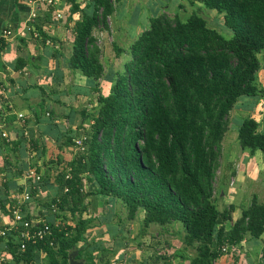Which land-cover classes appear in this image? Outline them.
I'll use <instances>...</instances> for the list:
<instances>
[{
	"label": "trees",
	"instance_id": "trees-1",
	"mask_svg": "<svg viewBox=\"0 0 264 264\" xmlns=\"http://www.w3.org/2000/svg\"><path fill=\"white\" fill-rule=\"evenodd\" d=\"M121 1L84 0L82 5L69 0L67 19L72 22L73 39L65 66L84 76L89 81L88 94H95L96 103L82 111L86 122L60 131L53 124L56 116L45 107L46 85H35L41 99L33 115L37 121L47 115L49 129L54 130L48 135L58 144L62 141L59 147H70V160L57 159L55 169L42 174L35 163L22 159L26 150H36V157L44 153L40 135L31 131L26 135L21 129L15 139H7L0 129L1 146L19 161L11 175L24 176L32 167L41 177L37 182L25 178V189L16 186L18 196L0 195L1 212L12 217V209L19 207L32 218L25 212V204L35 199L48 210L49 216L41 221L52 229V235L44 241L25 242L24 250L19 249L21 241L14 234L0 236V245L7 246L1 250L11 256L12 263L8 264H32L39 250L44 253V264H68L73 248L78 249L76 257H83L84 264H96L89 247L97 242L87 238L94 217L83 216L88 197L103 202L114 199L126 211L127 220L143 212L141 236L150 224L181 226L182 247L174 242V248L168 251L171 244L162 245L149 264H172L177 257L186 264H216L224 254L234 262L247 237L264 242V202L253 194L233 221V205L220 208L214 187L231 109L240 97H257L263 90L257 71L261 66L258 54L264 51V0H188L190 6L195 2L201 5L190 11L180 1L178 9L182 7L183 14L179 10L155 13L127 47L116 46V55L123 54L121 67L106 72L102 49L93 32L109 29L108 17ZM202 6L221 16V24L231 30L230 37L201 15ZM75 12H79L78 19L72 17ZM36 27L45 40L41 25ZM25 61L17 58L13 68H23ZM0 68L5 65L0 63ZM48 74L42 77V83L60 78L59 72L56 77ZM11 119L4 122L9 126ZM23 119L28 124L25 115ZM257 128L258 122L250 116L237 125L238 146L248 156L257 150L264 152V132ZM11 183L4 177L0 191L6 194ZM21 193H27L28 198L24 200ZM43 193L46 199L36 197ZM53 206L56 211H52ZM55 220L60 223L55 225ZM78 243L85 246L78 248ZM225 245L228 251L223 250Z\"/></svg>",
	"mask_w": 264,
	"mask_h": 264
},
{
	"label": "crops",
	"instance_id": "crops-1",
	"mask_svg": "<svg viewBox=\"0 0 264 264\" xmlns=\"http://www.w3.org/2000/svg\"><path fill=\"white\" fill-rule=\"evenodd\" d=\"M57 1V9L61 10L62 8L65 12H69V0ZM168 1H170L169 4L167 3ZM180 1L185 3V10L190 6L188 0H122L117 5H128L129 9H133L132 11H126V14H124L125 18L129 16L128 14L132 13L136 19H145L142 24L138 25L133 36L128 39H134L135 35L148 24L149 16L162 11L168 13L176 12ZM37 3L36 16L33 21H29L28 17L33 9L30 0H0V63L5 65L4 69L0 68V82L2 80L0 83V120H2L0 121V129L1 132H6L9 138L12 139L18 136L21 129L26 135H28L29 131L35 136L40 135L44 146V153L40 157H36V150H32L31 152L26 150L22 159L35 163L39 167V172L43 174L48 168L47 166L44 168L45 163L43 161L40 162V160H43L41 158H49L50 160H48L51 164L53 159L65 162L70 160L72 152L69 150L70 147H59L62 141L59 140L58 144L48 135V133H54V130L49 129L47 117H45L47 115H43L39 121L35 119L33 115L34 107L41 99V91L35 85L40 83L46 85L45 107H47V111L56 116L53 124L58 125L57 127L60 131L67 130L68 127L72 129L77 128L83 121L86 122L87 120H83L82 118V111L85 108L88 110L96 103V100L95 94H88L87 85H89V81L80 73L74 72L65 66V59L69 57L71 52L73 35L70 26L72 22L68 21L66 16L62 20H56L54 16L56 11L55 6L48 5L43 0H37ZM81 3L83 5L84 1ZM200 6L198 2H195V5L190 7L199 8ZM190 7L189 9L191 10ZM181 9L183 8L181 7ZM179 12L183 14L184 9ZM50 13L53 15L51 16ZM115 14L116 9L108 17V30L97 28L93 32L102 49L103 63L106 55V46L104 47V43H100L99 41L101 33H108L110 36L113 34L112 38L115 37L114 40L111 38L109 41L113 57L116 54L115 47L120 46L119 40L123 41L126 36L128 37L127 33L122 35L120 32L122 26L120 27L119 22H116ZM72 17L78 19L80 17L79 12L73 13ZM109 19H113V27ZM31 23L38 34L33 31L30 26ZM38 23L46 34L45 40H43L42 34L39 33L40 31L36 27ZM4 29H10L11 34L4 36L2 34ZM1 40H3V43ZM19 57L26 59L25 66L15 70L13 67ZM258 57L261 61V66L257 71V76L263 90L260 96L257 97H240L231 109L229 114L230 127L223 141V160L217 170L214 182L215 199L218 206L221 208L223 204H232L234 207L232 211L233 221L248 206L253 194L257 196L258 201L264 202V152L257 150L253 155L248 156L246 152L240 150L237 143V125L242 118L253 117L258 122L257 130L264 132V51L259 53ZM105 70L108 72L106 66ZM112 70H115V68ZM58 72L60 73V78L57 82H54L53 78L45 83L40 81L47 73H50L48 76L56 77L55 74ZM15 112L24 113L28 119V124H24V121L22 122L17 118ZM8 118H12L9 126L4 122ZM40 131L43 132L40 133ZM1 144H3V138L0 139V169H6L0 172V184L4 180V177L12 180L14 183H11L12 185L6 191V194L5 191H0V195L3 198L18 196L16 186L19 185L25 189L28 182L23 174L11 175L16 170V165L19 164V161H16L14 156L11 155L12 153L7 151ZM231 150H238L237 152L240 157L239 164L236 162V165H233L232 162H229L230 159L228 157ZM53 154H56V156L53 157ZM5 158L9 159L10 162L7 163ZM42 168L43 171L41 170ZM4 173H7V176H4ZM42 195L37 194L36 197L40 196L42 198ZM94 200L96 201V199ZM112 202H115V200ZM90 205L83 216L92 215L94 217V225L87 229V238L94 239L97 242L90 243L91 247H89L90 249L92 248L91 253L96 264H149L152 262L153 254L156 251L157 253L161 251L162 243L126 242L125 239L127 237L130 238L128 233L133 230L132 228L129 229L130 225L127 228L117 221L111 225V229L109 230V217L111 215L108 216V213H104L105 215H103V210L97 212L98 205L96 202L92 201ZM110 205L112 206V204ZM42 208L40 202L35 199H30L25 204V212L31 217L41 218L43 215H48V213L42 212ZM142 217L143 212H140L137 218L134 219L138 220V225H140ZM10 219L11 217L7 213L0 211L1 223H6ZM149 227H159L161 231L164 228L156 224H150ZM125 229H129L130 231L128 230V233H126ZM115 231L120 232V235L116 234ZM90 232L91 235H89ZM262 236L264 238V234ZM97 239H100V241ZM174 239L172 238V241ZM176 240L171 244L177 242ZM263 243L260 239L247 237L243 242V250L240 252L238 259L232 262V257L224 254L218 259L216 264H264V257L261 256L262 247H264ZM181 244L179 241L178 246ZM2 246L7 247L6 244ZM2 246L0 245V255L4 258L3 264L12 263L10 254L1 250ZM84 246L85 243L77 244L78 248H83ZM37 254L38 256L34 257L32 264L37 261L39 264H44V253L39 250ZM78 259H82L84 263L83 257ZM19 264L26 263L21 261ZM172 264H186V261L177 257L172 260Z\"/></svg>",
	"mask_w": 264,
	"mask_h": 264
},
{
	"label": "rangeland",
	"instance_id": "rangeland-1",
	"mask_svg": "<svg viewBox=\"0 0 264 264\" xmlns=\"http://www.w3.org/2000/svg\"><path fill=\"white\" fill-rule=\"evenodd\" d=\"M167 3L169 4L170 1H168ZM189 7H187L188 10H190ZM202 9L203 10H201L202 11L201 15L203 17L205 16L204 18H206L207 21L212 26H215L216 28H219L218 29L219 32L221 34H223L225 37H230L231 36V30L228 27H226L224 24H221L222 18H221V16L216 15V11L215 10L206 8L204 6H202ZM128 10L132 11L133 9H129L128 5L127 6L126 5H121V6L117 5V7H116V14H115L116 18H115V20H116V22H119V24H120L119 26L120 27L122 26L120 28V32L122 33V35H124L125 33H127V35H128V37L126 36L123 41L121 39L119 40L120 47L121 46L122 47H127L128 46V44L133 40V39L130 40L128 38L133 36L134 32H136V29L138 28V25L142 24L144 22V20H145L144 18L136 19L135 16L132 15V13L128 14L129 16L127 18H125L124 14H126V11H128ZM177 10L181 11L182 9L179 8ZM61 12H62L63 16L59 20H62L63 18H65V16L67 17V13H69L68 11L65 12V10H62V8H61ZM109 20L112 23L111 25L113 27V23H114L113 19H109ZM116 25H118V24H116ZM116 31H117V29H116ZM112 36H113V34H111V36H110V34H108V33H101L100 40H99L100 43H104V47L106 46V55L104 57V63H105L106 69L108 71H111L113 68L119 67V65H120L119 63L121 62L122 57H123L122 53H120L119 55L115 54V56L113 57V51H112L111 45L109 44V41L111 40ZM114 38L115 37H113L112 39L114 40ZM120 67H121V65H120ZM1 82H2V80H1ZM237 151L231 150L229 152L228 159H230L229 162H232L233 165H236V162L238 163L240 161L239 153ZM230 153H231V155H230ZM52 156L54 157V156H56V154H53ZM41 159H43V160L39 159L40 162L43 161L45 163L44 164V168L47 166L48 169H50V167H53V170L55 169L56 160L53 159V162L51 164V163H49V160H50L49 158H41ZM222 160L223 159H221V161ZM41 170L43 171V168ZM85 188H88V184L85 185ZM43 194L44 195L41 194L42 195V199H46L47 198L45 196L46 193H43ZM21 195H22V193H21ZM94 199H96V201ZM86 201H88V206L89 207L91 206L90 204L92 203V201L94 203L96 202V204L98 205L97 206V212H99V211L101 212L103 210L102 211L103 215H105L104 213H108L107 214L108 216L111 215L109 217V220H110L109 221V225H108L110 227L109 230L111 229V225H113V223L114 222L116 223L117 221H118L119 224H121V225L123 224V225H125L124 227H127V228H128V225H130L129 229L132 228L133 230L130 231L129 229H125L126 233H128V230L130 231V233H128L130 238L127 237L125 239L126 242L128 241L130 243H162V245L164 247V246L170 245L175 239H177L176 241L179 243L180 239L183 236V230H182L181 226H179V224L166 226L165 228L162 229V231L159 229V227H156V228L155 227L154 228H150L149 227L146 230V232L141 236V235H139L140 225H138V220L137 221L136 220H130L129 221V220L125 219L126 218V215H125L126 211L123 209V207L118 202H116V201L112 202V203L110 201L103 202V200L101 198H97V197H95V198L94 197L93 198L92 197H88L86 199ZM110 204H112V206ZM47 211L48 210H46V208H44V207L42 208V212L48 213ZM112 214H113V216H112ZM47 216H49V214L45 215V216L43 215V217H41V218L40 217H32V218H34V219L35 218H37V219H42V218L43 219H47ZM66 216H67V218L71 217L69 212H66ZM61 220H63V218H60V221ZM175 229H177V230H175ZM116 234L120 235V232H116ZM116 234H114V235H116ZM89 235H91V232H90ZM172 238H175V239L172 241ZM97 240L100 241V239H97ZM181 245H179V247ZM172 248H174V246L171 247V248H168V251H171ZM187 251H189L190 253H193V249L192 248H188Z\"/></svg>",
	"mask_w": 264,
	"mask_h": 264
},
{
	"label": "built area",
	"instance_id": "built-area-1",
	"mask_svg": "<svg viewBox=\"0 0 264 264\" xmlns=\"http://www.w3.org/2000/svg\"><path fill=\"white\" fill-rule=\"evenodd\" d=\"M30 1L32 2L33 9L30 12L28 20L33 21L34 17L36 16V9L38 7V3H37V0H30ZM43 1L46 2L48 5L55 6L56 11H55L54 16H55L56 20L60 19L63 16L61 10L57 9V6H58L57 0H43ZM76 1L82 2L84 0H76ZM30 26L32 27L33 31H35L36 34H38L37 31L34 29L32 23L30 24ZM2 34L4 36H9L11 34V30L10 29H4ZM16 114H17V118H19L23 122L24 121V119H23L24 113L16 112ZM1 136L9 139V136L4 131L1 132ZM80 142H81V140L79 139L78 143H80ZM24 177L25 178H31L32 180H34L36 182L39 181L41 178L40 173L36 172L34 170V168H32V167L28 168L25 171ZM66 189L67 188H64V190H66ZM22 195H23L24 200H26L28 198L27 193H24ZM52 211H56L55 206L52 207ZM11 214H12V217L8 222H6V223L0 222V236H3L4 238H6L8 233L14 234L21 241L19 249H21V250L25 249V247H26L25 242L30 241L32 243H36L37 241H44L46 238H48L52 235V229L50 227V224H48L47 222H42L41 219L27 218L21 212L19 207L13 208L11 211ZM59 223H60L59 220H55V225H58ZM228 249H229V247H227V245H225L223 247L224 251H228ZM3 260H4L3 256L0 255V264H3Z\"/></svg>",
	"mask_w": 264,
	"mask_h": 264
},
{
	"label": "water",
	"instance_id": "water-1",
	"mask_svg": "<svg viewBox=\"0 0 264 264\" xmlns=\"http://www.w3.org/2000/svg\"><path fill=\"white\" fill-rule=\"evenodd\" d=\"M78 254V249L73 248L69 252L68 264H84L82 259H78L76 256Z\"/></svg>",
	"mask_w": 264,
	"mask_h": 264
}]
</instances>
